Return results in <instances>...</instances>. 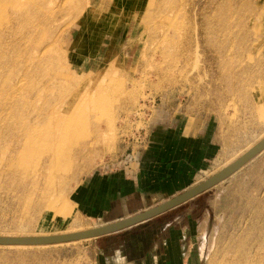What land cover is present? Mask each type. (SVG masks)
Here are the masks:
<instances>
[{
    "label": "rangeland",
    "instance_id": "1",
    "mask_svg": "<svg viewBox=\"0 0 264 264\" xmlns=\"http://www.w3.org/2000/svg\"><path fill=\"white\" fill-rule=\"evenodd\" d=\"M173 126L181 172L132 196L129 216L264 136V0H0V235L111 222L121 211L92 203L106 185L97 177L130 179L152 136ZM121 231L0 246V264H264V150Z\"/></svg>",
    "mask_w": 264,
    "mask_h": 264
},
{
    "label": "crops",
    "instance_id": "2",
    "mask_svg": "<svg viewBox=\"0 0 264 264\" xmlns=\"http://www.w3.org/2000/svg\"><path fill=\"white\" fill-rule=\"evenodd\" d=\"M181 132V127L173 126L169 129H164L163 133L160 135L152 136L154 142L150 143L148 152L146 150L144 151V153L138 154V162L136 163V165H133L132 174L129 175L130 179H127V177L122 178L121 175L119 180L117 175H112L114 177L111 178L98 176L97 178L101 179V181L106 185H104V187L97 186L95 190L92 189L90 191V193L92 194L90 195L91 199L93 200L92 203H95L96 201L100 202L104 198V206H107V208L110 209L112 203L116 202L117 206L120 208L121 213L112 219V221H114L121 219L122 217L129 216L128 212L130 211V207L132 205V203L130 202L131 198L135 196L143 198L144 195L149 193L157 194L159 187H163L168 183H172V180L170 181V178L172 179V177L174 178L175 175H178L181 172L180 169L182 168V166L180 165V162L182 161V157L180 154L185 147L180 146ZM177 155L179 157L175 159ZM157 157L158 162L156 161ZM162 158H167L170 160L171 164H169L167 167L169 173L166 172L167 170H164V172L161 173H157V166H162L160 164L161 162L159 163ZM167 159L165 160V162H167ZM135 166L136 168L137 166H140L138 167L139 171H137V169L135 170ZM162 202H164V200H162ZM143 210H140L138 212H141ZM138 212L133 211L132 213L135 214Z\"/></svg>",
    "mask_w": 264,
    "mask_h": 264
},
{
    "label": "water",
    "instance_id": "3",
    "mask_svg": "<svg viewBox=\"0 0 264 264\" xmlns=\"http://www.w3.org/2000/svg\"><path fill=\"white\" fill-rule=\"evenodd\" d=\"M264 150V137L256 142L252 147L240 155L230 164L223 167L221 170L208 177L206 180L201 183L191 187L190 189L183 191L179 195H176L169 200L162 202L159 205L150 207L141 212L135 213L124 219L99 226L93 227L90 229L64 233V234H55V235H44V236H21V237H12V236H0V245H47L55 243H66L75 240H83L89 238H96L112 233L119 232L121 230L130 228L137 224H141L150 220L153 217H156L167 210L175 208L188 200L200 195L209 188L215 186L216 184L222 182L247 162H249L253 157L258 153Z\"/></svg>",
    "mask_w": 264,
    "mask_h": 264
},
{
    "label": "bare ground",
    "instance_id": "4",
    "mask_svg": "<svg viewBox=\"0 0 264 264\" xmlns=\"http://www.w3.org/2000/svg\"><path fill=\"white\" fill-rule=\"evenodd\" d=\"M264 137V136H263ZM262 137V138H263ZM261 138V139H262ZM260 139V140H261ZM250 147H252V146H250ZM250 147H248L245 151H247ZM244 153V152H243ZM242 153V154H243ZM221 154V153H220ZM242 154H240V155H242ZM239 157V156H238ZM237 157V158H238ZM236 158V159H237ZM234 161V160H233ZM232 161V162H233ZM231 162H229L228 164H230ZM228 164H226V165H228ZM225 165V166H226ZM224 166V167H225ZM223 168V167H222ZM221 168V169H222ZM190 189V188H189ZM188 190V189H187ZM186 191V190H185ZM167 201V200H166ZM165 202V201H164ZM134 215V214H133ZM131 216V215H130ZM129 217V216H128ZM126 218V217H125ZM121 219H124V218H121ZM118 220H120V219H118ZM118 220H114V221H111V222H105V223H103V224H98V225H95V226H93V227H99V226H103V225H106V224H109V223H112V222H115V221H118ZM47 226H49V225H47ZM54 226H56V224H54ZM53 227V226H52ZM92 227V228H93ZM48 230H50V229H48ZM48 230H47V228H45V229H43V231H42V233L41 234H33V235H24V236H44V235H55V234H64V233H71V232H77V231H74V230H71V231H68V232H63V233H55V234H49L48 233ZM82 231V230H81ZM0 236H9V235H0ZM12 237H21V236H19V235H11ZM75 241H78V240H75ZM80 241V240H79ZM71 242H74V241H71ZM66 243H68V242H66ZM55 244H61V243H55ZM47 245H50V244H47ZM0 246H14V247H32V246H42V245H0Z\"/></svg>",
    "mask_w": 264,
    "mask_h": 264
},
{
    "label": "trees",
    "instance_id": "5",
    "mask_svg": "<svg viewBox=\"0 0 264 264\" xmlns=\"http://www.w3.org/2000/svg\"><path fill=\"white\" fill-rule=\"evenodd\" d=\"M139 226V225H138ZM145 225H140L139 227L141 228V227H144ZM139 227H136L137 229H139ZM121 232H123L122 234H121ZM121 232H118V233H120V236L121 237H123L125 234H126V232L125 231H121ZM118 233H116V234H118ZM108 236V238H111L112 236H114L113 234H111V235H107ZM111 236V237H110ZM124 240H126V239H121V241L122 242H124ZM120 245H121V243H120Z\"/></svg>",
    "mask_w": 264,
    "mask_h": 264
},
{
    "label": "built area",
    "instance_id": "6",
    "mask_svg": "<svg viewBox=\"0 0 264 264\" xmlns=\"http://www.w3.org/2000/svg\"><path fill=\"white\" fill-rule=\"evenodd\" d=\"M132 158V157H131Z\"/></svg>",
    "mask_w": 264,
    "mask_h": 264
}]
</instances>
